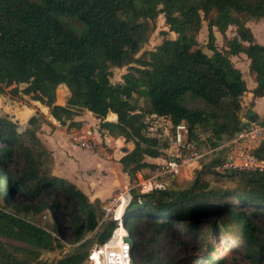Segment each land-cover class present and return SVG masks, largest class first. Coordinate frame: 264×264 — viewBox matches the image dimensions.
<instances>
[{"label": "trees", "instance_id": "obj_1", "mask_svg": "<svg viewBox=\"0 0 264 264\" xmlns=\"http://www.w3.org/2000/svg\"><path fill=\"white\" fill-rule=\"evenodd\" d=\"M160 14L176 39L164 40L147 59H137ZM67 19L81 23L82 31L77 33ZM260 20L264 0H0V93L5 87L25 85L22 90L13 88L11 94L31 96L68 129L81 127L74 121L77 110L89 111L100 120L101 132L133 143L134 149L119 160L132 181L138 172L155 168L147 157H163L168 147L143 134L146 115L169 116L176 125L185 122L194 141L199 132L221 141L242 130L241 99L248 89L230 57L247 56L257 83L253 99L263 98L264 46L246 25ZM203 21L211 55L198 47ZM230 26L236 35L222 52L216 47L215 30L224 34ZM132 64L142 68H133L136 74L127 73L122 83H111L112 68ZM60 86L70 93L65 106L56 105ZM187 96L203 101L212 112L189 109ZM137 98L144 100V106L136 104ZM110 113L116 121H107ZM19 128L0 118V237L53 249L59 240L26 217L48 212L56 223L64 211L77 243L95 233L98 244H105L116 223L107 221L98 229L95 204L74 184L52 174L51 152L38 137L39 117H31L26 129ZM251 156L264 162V141ZM202 175L199 171L187 189L134 194L125 219L136 238L131 251L134 264H172L159 257V234L174 224L184 233L198 234L203 220L221 218L225 220L206 226L204 232L227 231L235 223L250 264H264V231L254 222L256 216H264V167L235 173L242 175L245 187L233 191L211 187ZM16 196L26 201L16 202ZM138 227L150 228L149 239H144L145 228L136 234ZM54 233L62 237L58 224ZM85 246L78 245L56 264H85ZM17 253L0 240V264H32ZM204 259L213 261L211 255ZM185 263L179 259L177 264Z\"/></svg>", "mask_w": 264, "mask_h": 264}, {"label": "rangeland", "instance_id": "obj_2", "mask_svg": "<svg viewBox=\"0 0 264 264\" xmlns=\"http://www.w3.org/2000/svg\"><path fill=\"white\" fill-rule=\"evenodd\" d=\"M31 1L36 2L37 0ZM241 18H243V16ZM66 21L77 33L82 31L83 26L78 21L72 19H67ZM246 25L254 33L255 40L264 45V20L248 21ZM151 26L152 30L143 48L137 54V59H147L148 54L150 52H155L164 40H174L177 37L175 33L169 31L164 14H160L157 19L151 23ZM235 35L236 28L234 26L228 27L224 34L215 30L216 47L222 52H227L228 41ZM197 41L198 47H201L205 53L211 55V51H209L207 47L208 26L206 21H203L202 28L197 35ZM244 45L246 46L247 43ZM232 58L234 57L231 56L230 60ZM238 58H240V60L234 58V63L242 68L245 59L241 55H238ZM133 68L142 67L137 64H132L129 67L112 68L110 77L111 83H122L123 76L127 73L136 74ZM244 72L245 79L248 80V71L244 69ZM15 87L22 90L25 85L5 87L4 93H0V118L17 123V125L24 130L28 125L27 119L33 116L39 117L41 128L38 137L45 146L47 142H50V147L52 149V174L66 177L64 174L67 173L69 168L75 169V165L79 167L80 170H78V172L83 175L80 176V178L82 180L84 178L82 183L87 182V186L89 185L90 187L88 199L95 204L99 223L104 219L110 220L109 217L106 216L105 211V206L110 199L127 191L130 192L133 197L135 193L137 195L145 194L144 191L147 187L148 189L151 188L155 181L168 185L167 189L183 190L191 186L199 171H203L202 179L209 182L211 187L233 191L245 187L242 175H235V173L248 169H262L264 167V162L257 161L251 156V152L254 150L253 146L259 144L258 140L250 142V139H245V141L241 140L239 143H231L230 138L225 137L221 141H216L210 134L199 132L195 142L203 152H206V155L199 161V165L190 167L187 165L183 166L180 174L172 180L166 178L155 180L153 173L158 166V164H156L152 172L147 173L145 171L149 169H144L136 174L135 179L130 181L127 174L121 171L117 165L120 158L125 155L121 149L122 145L127 144L124 138H115L116 140L109 138L107 132H101L99 130L100 120L84 109L77 110V116L74 118V121L81 124V127H72L68 129L67 126H61L58 122L54 124L52 122H54L55 119L51 116L49 108L34 101L31 96H25L22 93L19 95L11 94L10 91ZM69 96L70 93L68 89L65 86H60L56 90V105L65 106ZM136 97L135 95V98ZM135 102L139 107L144 106V100L141 98H137ZM241 102L244 108L240 116L242 122L246 121V125L248 126L250 124L248 122L252 121L245 119V116L250 114L252 105L249 102L247 93L242 97ZM185 105L191 110L200 109L206 112H212V108L206 103L195 100L190 96H187ZM259 111L264 112V104L262 107L260 106ZM252 113L254 114V112ZM113 119H115V117L113 118V115L110 113L107 117V121H115ZM69 123L70 122H67V125ZM257 124H264V119L258 120ZM56 130H58V133H55ZM54 134V138L50 139L49 137ZM120 140H122L123 143H118ZM51 143H56L55 147L53 144L51 145ZM83 143H86L87 146L83 145ZM256 147L257 146L254 148ZM128 149L132 151L134 145H131ZM167 157L168 154L164 153L162 158L166 159ZM162 162L161 160L160 163ZM228 162H233L237 165V168H224V165ZM143 181L146 182L147 187L144 188L143 192H140L141 188L137 187V185ZM84 183L83 185L85 186ZM14 201L25 202L26 198L24 196H16ZM61 203L64 206L68 204L65 200H61ZM0 207H3L1 198ZM26 218L31 223L52 233V235L56 236V238L58 237L57 239L59 240V243L54 244L53 249L44 250L39 247L0 237V240L9 248L17 249V254L20 257L30 258L32 264H56L57 261L71 253L78 245L85 243L86 246L84 251L88 253L87 261L89 262L90 254L94 251L95 247L99 245L95 233L87 234L86 238L81 243H77L74 240L69 220L66 218L64 211H61L57 215L56 223L48 212L39 215H29ZM224 220L225 218H221L220 220H203L201 228H199L200 232L194 235L184 233L183 229L178 224H174L169 232L158 235L160 259L172 261V264H177L179 259H186L185 264H200V262L201 264H250L246 250V242L241 232L234 228L236 225L235 223L231 224L227 231L204 232L206 226L214 225ZM254 222L260 227L261 231H264V216H256ZM104 223L106 222H103L102 226ZM56 224H58V227L62 231V237L54 233ZM101 227L99 229H101ZM143 228L146 229V227H138L136 229V234L144 230ZM145 231L144 239L146 240L150 237V228L147 227ZM201 231L203 232L201 233ZM208 255L213 257L212 262L204 259V257Z\"/></svg>", "mask_w": 264, "mask_h": 264}, {"label": "built area", "instance_id": "obj_3", "mask_svg": "<svg viewBox=\"0 0 264 264\" xmlns=\"http://www.w3.org/2000/svg\"><path fill=\"white\" fill-rule=\"evenodd\" d=\"M245 119L247 118L245 117ZM248 123L250 124L247 126L245 121L243 123V129L230 138L231 143H239V141H245V139H250V142L258 140L259 144L264 141V124L258 125L256 122ZM143 125V134L146 137L168 144L167 149L164 150V153L168 154V157L166 159L162 158L163 162L159 163L155 169L153 173L155 180L159 178L172 180L180 174L183 166L187 165L190 167L199 165V161L206 155V152H203L198 147L197 143L190 137L189 129L185 122L176 125L169 116L149 114L144 117ZM22 130L23 129L20 128V131ZM83 145L87 146L86 143H83ZM258 145L256 146L258 147ZM224 168L235 169L237 165L233 162H228L224 165ZM137 187L141 188L140 192H143L144 188L147 187L146 182L143 181L139 183ZM167 187L168 185L155 181L152 187L149 189L147 187L144 192L150 193L157 190H167ZM133 199V196L127 191L120 195H116L106 204V216L109 217L110 220H102V222L99 223L98 229L102 226L103 222L107 221H113L116 223V227L109 240L103 245L96 246L94 251L90 254V264H134L131 256L132 248L129 242L125 241L127 237H132L126 228L125 219L129 214V207ZM138 201L140 202V198H138ZM106 248H108L107 253H101L103 249ZM96 252H99V255L102 257L100 259L101 262L96 263L94 260L93 255Z\"/></svg>", "mask_w": 264, "mask_h": 264}, {"label": "crops", "instance_id": "obj_4", "mask_svg": "<svg viewBox=\"0 0 264 264\" xmlns=\"http://www.w3.org/2000/svg\"><path fill=\"white\" fill-rule=\"evenodd\" d=\"M254 34V33H253ZM255 37V36H254ZM259 40V39H258ZM256 41V40H255ZM257 43H258V41H256ZM260 44V43H259ZM262 45V44H261ZM264 46V45H263ZM239 55H241V56H243V58L245 59V63H244V65L242 66V68L238 65V64H236V63H234L235 61H234V58H236V59H238V60H240V58H238V55H236V56H233L234 58H232L231 59V62L233 63V65L237 68V69H239L240 70V72L242 73V76H243V79L245 80V82H246V85H247V89H248V91H247V94H248V99H249V102H250V104H252V108H251V112H250V114H248V115H246L245 117L247 118V119H249V118H251V117H253V116H257L258 117V119L257 120H261V119H264V112H262V111H259V108H260V106L262 107V105L264 104V102H263V98H259V99H256V100H254L253 99V93H252V91L256 88V86H257V83H256V81H255V77H254V75L250 72V70H249V63H250V61L248 60V58H247V56L245 55V54H243V53H241V54H239ZM246 69L247 71H248V80H246L245 79V76H244V69ZM246 94V93H245ZM262 101H261V100ZM262 104V105H261ZM244 106V105H243ZM242 106V107H243ZM244 108V107H243ZM252 112H254V114L252 113ZM112 114V113H111ZM113 115V118L115 117V119H113V120H115L116 121V115H114V114H112ZM81 117V116H80ZM52 123H57V121L55 120L54 122H52ZM244 123V122H243ZM60 124V123H59ZM61 125V124H60ZM62 126V125H61ZM55 128H57V127H55ZM59 130V129H58ZM58 130H56L55 131V133H58ZM54 136H55V134L53 135V136H51V137H49L50 139H53L54 138ZM109 138H111V139H113V140H116L115 138H113V137H110L109 136ZM247 143V142H246ZM53 144V146L55 147V144L56 143H51V145ZM131 145H133V144H131V143H127L126 145H122V151L124 150V148H128V147H131ZM255 146H256V144H255ZM255 146H253V148L255 147ZM46 147L48 148V150L51 152L52 151V149H51V147H50V142L48 143L47 142V145H46ZM252 147V146H251ZM252 149V148H251ZM131 152V151H130ZM125 156V155H124ZM121 159V158H120ZM161 160H163L162 159V157H160V158H150V157H147L146 158V161L149 163V164H152V165H156V164H159L160 163V161ZM117 165L119 166V168H120V170L122 171V166H121V164L119 163V161L117 162ZM76 166V168L75 169H73V168H69L68 170H67V173L66 174H64V175H66V177H61L60 175H56L55 174V176H57V177H60V178H63V179H65V180H67L68 182H70V183H72V184H74L77 188H79L88 198H89V194H90V187H89V185L87 186V182L86 183H84L85 184V186L83 185V183H82V181L84 180V178H83V180L80 178V176H83L82 175V173L80 174L79 172H78V170H80L79 169V167L77 166V165H75ZM145 172H152V170L151 169H149V170H147V171H145ZM142 177V176H141ZM85 187H86V189H85Z\"/></svg>", "mask_w": 264, "mask_h": 264}, {"label": "water", "instance_id": "obj_5", "mask_svg": "<svg viewBox=\"0 0 264 264\" xmlns=\"http://www.w3.org/2000/svg\"><path fill=\"white\" fill-rule=\"evenodd\" d=\"M257 119H258L257 116H253V117L249 118L250 121H252V122H256V123H257V121H258ZM28 121H29V119H27V122H28ZM123 153H124L125 155H127V154L130 153V151H129V149L126 147V148H124ZM125 241L129 242L131 248H133V246H134V244H135V239H134L133 237L129 236V237H127V238L125 239ZM85 264H90V263H89L88 261H86Z\"/></svg>", "mask_w": 264, "mask_h": 264}, {"label": "bare ground", "instance_id": "obj_6", "mask_svg": "<svg viewBox=\"0 0 264 264\" xmlns=\"http://www.w3.org/2000/svg\"><path fill=\"white\" fill-rule=\"evenodd\" d=\"M28 113H30V112H28ZM118 143H123V142H122V140H120V141H118ZM107 251H108V248L103 249V251L101 253H107ZM93 257H94V260L96 261V263L101 262L100 259L102 257L99 255V252L94 253Z\"/></svg>", "mask_w": 264, "mask_h": 264}]
</instances>
